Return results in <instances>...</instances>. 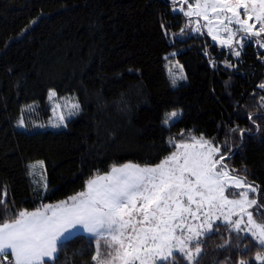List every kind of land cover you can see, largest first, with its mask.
I'll list each match as a JSON object with an SVG mask.
<instances>
[{
    "label": "trees",
    "instance_id": "1",
    "mask_svg": "<svg viewBox=\"0 0 264 264\" xmlns=\"http://www.w3.org/2000/svg\"><path fill=\"white\" fill-rule=\"evenodd\" d=\"M176 3L0 0V222L66 200L113 164L159 163L175 150L170 138L201 135L221 148L234 174L258 187L264 205V49L247 42L237 57L207 33L181 38L189 19L173 12ZM171 58L186 78L176 88ZM51 91L76 96L81 108L59 131L41 128L51 117ZM176 110L181 117L167 127L165 114ZM37 161L44 188L30 174ZM202 239L198 264H260L255 255L264 253L249 233L222 223ZM95 244L76 235L52 264H94Z\"/></svg>",
    "mask_w": 264,
    "mask_h": 264
},
{
    "label": "snow or ice",
    "instance_id": "2",
    "mask_svg": "<svg viewBox=\"0 0 264 264\" xmlns=\"http://www.w3.org/2000/svg\"><path fill=\"white\" fill-rule=\"evenodd\" d=\"M179 2L190 24L192 17L197 18L195 31L201 30L203 19V27L214 40L227 33L220 42L229 48L242 47L245 36L258 38L256 42L264 47L259 39L264 36V0ZM238 33L243 35L236 41ZM233 54L241 55L239 50ZM55 95L53 91L49 98ZM78 108L71 104L69 115ZM178 115L177 111L166 113L163 123ZM58 120L57 127L64 123L63 113ZM244 131L239 130L241 137ZM169 143L175 151L159 163L113 164L110 171L92 176L83 191L66 200L41 204L33 211L19 210L0 222V264H52L62 242L80 231L95 238L94 264H177V253L186 264H198L202 238L212 234L221 219L230 232H247L264 248V222L257 221L250 210L264 208L251 195L258 194V187L234 174L224 163L221 148L203 135L191 136L190 142L176 143L170 138ZM229 189L239 191L229 193ZM220 227L216 225V230ZM255 260L264 264V253L258 251ZM238 264L249 261L242 258Z\"/></svg>",
    "mask_w": 264,
    "mask_h": 264
},
{
    "label": "rangeland",
    "instance_id": "3",
    "mask_svg": "<svg viewBox=\"0 0 264 264\" xmlns=\"http://www.w3.org/2000/svg\"><path fill=\"white\" fill-rule=\"evenodd\" d=\"M168 1L170 3H172V4L175 3V2H177L176 5H173V7H172L174 13H177V12L182 13L179 10L180 7H181V4H180L179 0H175V2H174V0H168ZM189 2H193V0H189ZM184 9H185V11H187V5H184ZM186 18H188V17H186ZM196 19H197L196 17H192L191 18V20H192L191 24L189 22H187L186 26L189 29V32L188 33L181 34L180 35L181 38L182 37H187L188 35H203L204 33H207L208 34L207 28L206 27H203V25L206 23L203 19H200L201 30L199 32L195 31V27H196L195 21H196ZM232 27L235 28L236 25H233ZM241 35H243V34L242 33H238L237 36L235 37V40L236 41H239L240 38H241ZM209 36L212 38L211 35H209ZM226 38H227V33H221L220 34V39H216V40H214L213 38L212 39L215 42V44L217 46H219L220 48H222V49H229V50H232V52H234V50L241 51V49H243L244 45L247 42H254V43L257 44V46H259L260 48L264 49V47H261L260 44H258L256 42L257 39H258L256 37L249 38V37L245 36L244 39H243V46L240 47L239 45H235L234 44V47L233 48H229L227 45L222 44L220 42L221 39H226ZM259 39L262 42H264V36L260 37ZM180 66H182V65L177 61L176 58H171V59H169L167 61V72H168V75H169V79H170V81H171V83H172V85H173L174 88L180 86V84H182L186 80L183 67H182L183 78H181V68H180ZM174 78H175V83H173ZM51 92H53V91H51ZM51 92H49V95H48V103H49V106H50V109H51V117H50V119L41 128L44 129V130L59 131V130H62V129H64L66 127L67 122L70 121L72 118H74L75 115H77L80 112L81 108H80V104H79V101H78V99H77L76 96H74V95L58 96L57 93L54 91L56 93V95L53 96L50 99L49 97H50V93ZM74 103L75 104H78L79 105V108H78V110H73V114L72 115H69L70 105L71 104H74ZM57 105H59V107H57ZM176 111L179 113V115L177 117H175V118H172L169 121L168 124H165L167 127H169L172 123H174L175 121H177L181 117V112L178 111V110H176ZM60 113H63L64 114L65 120H64V123L59 124V126L57 127L56 125L59 123L58 117H59V114ZM186 142H190V140H188ZM40 162H42V161H37V162H35V163H33L31 165V167H30V174H31V176L34 179V182H35L36 187L37 188H44L45 185H46V175H45V170H44V163L41 164ZM224 163L227 165L226 159H225ZM102 174H104V173H102ZM238 191L239 190H237V189H229V193H231V192H238ZM251 195L255 196V198H257V201H258V199H259L258 198V194H251ZM230 198H233V197L230 195ZM56 203H58V202H56ZM56 203H53V204H56ZM250 210L253 211V215H254V218L256 220H257L256 214L257 213L260 214V213L263 212L261 209H259V211H258L255 206L253 207V209H250ZM31 211H33V210H31ZM237 218L238 217H235V216L233 217V219H237ZM257 221H259V220H257ZM217 223L224 224V222H223L222 219L216 221V224ZM245 233H247V232H245ZM76 235L92 236V234H89V233L84 232V231H80V232L76 233L74 236H76ZM4 264H7L6 261L4 262Z\"/></svg>",
    "mask_w": 264,
    "mask_h": 264
},
{
    "label": "crops",
    "instance_id": "4",
    "mask_svg": "<svg viewBox=\"0 0 264 264\" xmlns=\"http://www.w3.org/2000/svg\"><path fill=\"white\" fill-rule=\"evenodd\" d=\"M9 258L11 259V256H9Z\"/></svg>",
    "mask_w": 264,
    "mask_h": 264
},
{
    "label": "built area",
    "instance_id": "5",
    "mask_svg": "<svg viewBox=\"0 0 264 264\" xmlns=\"http://www.w3.org/2000/svg\"><path fill=\"white\" fill-rule=\"evenodd\" d=\"M7 262V261H6Z\"/></svg>",
    "mask_w": 264,
    "mask_h": 264
}]
</instances>
